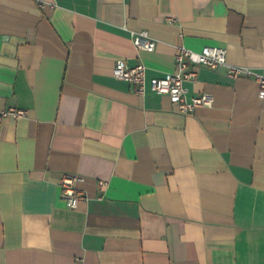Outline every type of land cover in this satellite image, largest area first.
<instances>
[{
	"label": "crops",
	"instance_id": "obj_1",
	"mask_svg": "<svg viewBox=\"0 0 264 264\" xmlns=\"http://www.w3.org/2000/svg\"><path fill=\"white\" fill-rule=\"evenodd\" d=\"M178 45L264 72V0H0V110H27L0 122V264H264L258 81L196 66L187 96L213 102L179 112L150 89Z\"/></svg>",
	"mask_w": 264,
	"mask_h": 264
},
{
	"label": "built area",
	"instance_id": "obj_2",
	"mask_svg": "<svg viewBox=\"0 0 264 264\" xmlns=\"http://www.w3.org/2000/svg\"><path fill=\"white\" fill-rule=\"evenodd\" d=\"M173 22V17L168 18ZM133 41L139 50H154L157 42L146 30L135 32ZM176 69L164 76L153 77L150 80V89L167 94L175 106V109L182 113L193 112L199 106H209L213 98L208 93L198 94L188 98V88L185 83L195 79L198 74L196 66H207L210 68H225L227 75L231 78L239 76H254L258 81V95L264 99V72L255 70L251 66L233 64L228 60L227 48L224 46H204L201 50H194L185 45H178L175 53ZM113 75L121 80H125L135 85L136 91L144 94L147 89V66L140 62L129 65L124 59H118L113 67ZM27 114L23 108H9L0 110V122L6 116L12 115L22 117ZM81 177L74 174H64L61 180L62 195L67 204L74 208L81 200L86 199V195L77 188L76 182Z\"/></svg>",
	"mask_w": 264,
	"mask_h": 264
}]
</instances>
